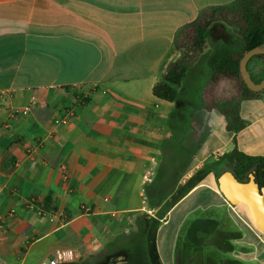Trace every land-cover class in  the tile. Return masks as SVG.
<instances>
[{
    "label": "crops",
    "instance_id": "0c3cea01",
    "mask_svg": "<svg viewBox=\"0 0 264 264\" xmlns=\"http://www.w3.org/2000/svg\"><path fill=\"white\" fill-rule=\"evenodd\" d=\"M235 1L0 0V264H41L58 249L82 262L130 233L149 213L146 186L174 136L195 152L196 170L232 153L235 139L243 153L264 157V116L254 119L264 98L245 101L254 104L246 112L242 103L247 125L231 134L222 115L203 108L204 55L178 104L154 95L178 31ZM215 32L214 44L231 36L223 25ZM69 108V125L55 126ZM218 176L166 215L157 234L162 264H196L205 247L208 264H264V232L220 192Z\"/></svg>",
    "mask_w": 264,
    "mask_h": 264
},
{
    "label": "trees",
    "instance_id": "16d2710c",
    "mask_svg": "<svg viewBox=\"0 0 264 264\" xmlns=\"http://www.w3.org/2000/svg\"><path fill=\"white\" fill-rule=\"evenodd\" d=\"M219 25L231 31V39L213 45L201 70L200 95L203 108L222 115L227 121V130L238 134L247 125L242 118V103L264 98V92L256 93L247 87L240 72L243 57L249 51L264 46V0H236L229 5L208 7L194 22L182 27L170 52L159 64L160 81L154 87V95L160 100L178 104L189 71L201 61L205 47ZM175 55L179 56L175 59ZM248 70L256 83L262 82L264 54L254 56L248 63ZM234 143L235 149L226 156L232 160L231 171L240 181H246L248 175L256 171L264 189V157L249 156L238 149L237 139ZM167 149L166 160L154 181L146 186L149 207L159 209L157 217L148 214L138 216L135 231L116 236L102 252L86 261L68 264H162L157 249L161 220L218 168V163L205 165L185 186H179L187 173L185 170L190 167L185 163L195 152L185 150L175 136L170 139Z\"/></svg>",
    "mask_w": 264,
    "mask_h": 264
},
{
    "label": "water",
    "instance_id": "95a60500",
    "mask_svg": "<svg viewBox=\"0 0 264 264\" xmlns=\"http://www.w3.org/2000/svg\"><path fill=\"white\" fill-rule=\"evenodd\" d=\"M264 54V46L249 51L241 60L240 72L247 87L256 93L264 92V80L256 83L249 70L248 63L256 55ZM220 192L232 206L245 205L250 218L258 230L264 232V190L262 189L257 172H251L246 181H240L233 171L227 170L218 176Z\"/></svg>",
    "mask_w": 264,
    "mask_h": 264
},
{
    "label": "rangeland",
    "instance_id": "374dc122",
    "mask_svg": "<svg viewBox=\"0 0 264 264\" xmlns=\"http://www.w3.org/2000/svg\"><path fill=\"white\" fill-rule=\"evenodd\" d=\"M218 36V33L217 32H215V34H214V36H213V38H211V40H209V42H208V44L206 45V47H205V50H204V53H203V55H204V57L207 59V57H208V55H209V53L211 52V50H212V48H213V45H214V42H215V39H216V37ZM231 39V36H229L228 38H226L225 39V41H229ZM205 65V63L203 62L202 63V65H201V67H203ZM202 70V69H201ZM194 71L192 70L191 71V74H190V80L189 81H195V79H196V77L194 76ZM200 82V81H199ZM254 103V102H253ZM252 105H254V104H252V103H249V102H245L244 104H243V109H244V112H246L248 109H252L253 107H252ZM255 108V107H254ZM255 111H254V119H259V118H261L262 116H264V107H259V108H255L254 109ZM262 123H264V122H262ZM208 131V130H207ZM206 131V132H207ZM205 132V133H206ZM259 135V134H258ZM261 135V134H260ZM262 136H263V142H264V133H262ZM205 139H206V137H205V135L202 137V143H204L205 142ZM259 139V138H258ZM253 141L254 140H249V141H246V139H240V145L242 146V148L245 146V144H247V146H249V147H253ZM216 144H217V142L213 139L212 140V142L210 143V145H209V148L210 149H213L215 146H216ZM262 148L264 149V144L262 145ZM207 150H208V148H207ZM179 155V154H178ZM214 157H216V156H214ZM188 161V163H185V164H189V166L190 167H188L185 171L187 172L186 173V175L184 176V177H182L181 178V180H180V182H179V186H185L192 178H193V176L198 172V171H200V169H202V168H200V169H194V167H192V164H193V162H194V160H193V157H191L190 159H188L187 160ZM212 162L213 163H215V165H217L216 163H218V168L216 167V169H217V171H215V172H217L218 174H219V172H221L222 170H231L232 169V167H233V164H232V160H231V158H221V157H219L218 158V160H212ZM213 163H211L210 162V164H213ZM209 164V165H210ZM196 170V172H194ZM191 173H193V175H192V177L191 178H187V176H188V174L190 175ZM178 174H176V176H177ZM187 178V179H186ZM177 190H179V187L177 188V186H174ZM179 194L181 193V191H179L178 192ZM176 195V194H175ZM41 209H39L38 210V214L40 215V216H46V212H47V210H46V208L44 207V206H41L40 207ZM240 209H242V208H240ZM158 212H159V209H152V208H150L149 207V213H148V215H150V216H153V217H157V215H158ZM166 218V216L161 220V222L164 220ZM135 229H136V226H135V228L133 229V230H131L130 231V233L131 232H133V231H135ZM129 234V233H128ZM205 249H207V250H204V252H201V251H199V252H197L198 253V255L196 256V257H192V260H196L198 263H196V264H203L204 262V264H208L209 262L207 261L208 260V258H206V256L207 255H205L206 253H210V252H212V250H210L211 248H209L208 249V247H205ZM211 264V263H210Z\"/></svg>",
    "mask_w": 264,
    "mask_h": 264
},
{
    "label": "built area",
    "instance_id": "2783aa9c",
    "mask_svg": "<svg viewBox=\"0 0 264 264\" xmlns=\"http://www.w3.org/2000/svg\"><path fill=\"white\" fill-rule=\"evenodd\" d=\"M23 114H27L28 111H22ZM75 116V110L72 108H69L64 111L62 115L57 117L54 120L55 126L60 125H69L72 118ZM34 205V204H32ZM84 211L86 213H91V208H84ZM13 213H11L12 215ZM2 219V218H0ZM1 221V220H0ZM165 219L162 221L164 222ZM0 227H2V224L0 223ZM77 260V253L73 249H58L53 253V256L49 259L43 260L41 264H68L75 262Z\"/></svg>",
    "mask_w": 264,
    "mask_h": 264
}]
</instances>
